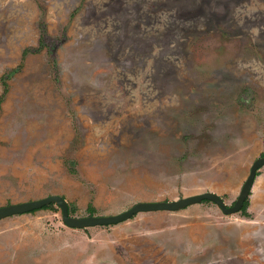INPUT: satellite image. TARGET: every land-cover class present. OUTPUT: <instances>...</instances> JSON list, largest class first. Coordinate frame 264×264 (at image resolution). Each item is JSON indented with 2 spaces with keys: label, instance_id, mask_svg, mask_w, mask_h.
Listing matches in <instances>:
<instances>
[{
  "label": "rangeland",
  "instance_id": "rangeland-1",
  "mask_svg": "<svg viewBox=\"0 0 264 264\" xmlns=\"http://www.w3.org/2000/svg\"><path fill=\"white\" fill-rule=\"evenodd\" d=\"M0 99V207L232 206L264 157V0H0ZM246 200L82 229L53 204L0 219V264H264V166Z\"/></svg>",
  "mask_w": 264,
  "mask_h": 264
},
{
  "label": "water",
  "instance_id": "water-1",
  "mask_svg": "<svg viewBox=\"0 0 264 264\" xmlns=\"http://www.w3.org/2000/svg\"><path fill=\"white\" fill-rule=\"evenodd\" d=\"M264 166V157L256 159L246 177L239 195L232 206H227L224 201L215 193L205 192L185 198H180L174 201H157V202H139L116 215L109 216H95L89 215L86 217H72L68 211L67 201L60 195H49L47 197L26 201L22 203L9 204L0 207V219L11 217L14 215H21L31 211L42 209L48 204H55L61 211V218L63 223L70 228L82 229L95 226L115 225L130 219L136 213L153 212V211H176L184 209L185 207L196 204L205 200L215 203L220 210L225 214H233L239 212L244 205L249 193L251 191L254 180L257 176V171Z\"/></svg>",
  "mask_w": 264,
  "mask_h": 264
},
{
  "label": "trees",
  "instance_id": "trees-1",
  "mask_svg": "<svg viewBox=\"0 0 264 264\" xmlns=\"http://www.w3.org/2000/svg\"><path fill=\"white\" fill-rule=\"evenodd\" d=\"M24 54H26V50L23 52V55ZM2 85H3V93H5L6 92V81H5V79H3L2 80ZM1 100V99H0ZM247 200L244 202V205H243V210L245 209V207H246V205H247ZM53 204H48V205H45V206H43L42 207V209H46V208H49L50 206H52ZM87 210H88V212L90 213V215H93V213H94V208L92 207V206H89L88 208H87Z\"/></svg>",
  "mask_w": 264,
  "mask_h": 264
},
{
  "label": "flooded vegetation",
  "instance_id": "flooded-vegetation-1",
  "mask_svg": "<svg viewBox=\"0 0 264 264\" xmlns=\"http://www.w3.org/2000/svg\"><path fill=\"white\" fill-rule=\"evenodd\" d=\"M242 210V209H241Z\"/></svg>",
  "mask_w": 264,
  "mask_h": 264
}]
</instances>
